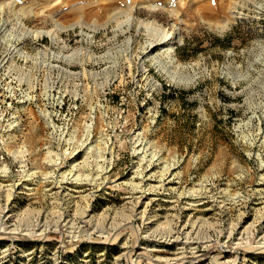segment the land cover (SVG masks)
Returning <instances> with one entry per match:
<instances>
[{
	"label": "rangeland",
	"instance_id": "1",
	"mask_svg": "<svg viewBox=\"0 0 264 264\" xmlns=\"http://www.w3.org/2000/svg\"><path fill=\"white\" fill-rule=\"evenodd\" d=\"M0 264H264V0H0Z\"/></svg>",
	"mask_w": 264,
	"mask_h": 264
},
{
	"label": "bare ground",
	"instance_id": "2",
	"mask_svg": "<svg viewBox=\"0 0 264 264\" xmlns=\"http://www.w3.org/2000/svg\"><path fill=\"white\" fill-rule=\"evenodd\" d=\"M134 4V3H133ZM151 6V5H150ZM138 8L137 5H131L129 7H127L125 9V13L128 14V19L127 20H133L134 16L132 15V13ZM121 12V11H120ZM124 11H122L123 13ZM180 40V35L178 32L173 31V32H164L163 35L161 36V38L159 39V41L155 44L156 46L160 45L161 48H163L167 54H172L175 50L176 44L178 43V41ZM183 232V231H182ZM180 233L175 240L179 242V244H184L183 240L186 237H183L184 233L178 232ZM185 236V235H184ZM172 237V236H171ZM182 237V238H181ZM181 238V239H180ZM186 242V240H185ZM196 242V240H195ZM182 248V247H181ZM208 256V255H207Z\"/></svg>",
	"mask_w": 264,
	"mask_h": 264
}]
</instances>
